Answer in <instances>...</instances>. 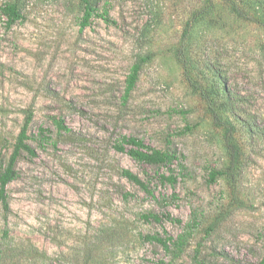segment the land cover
<instances>
[{"label": "rangeland", "instance_id": "rangeland-1", "mask_svg": "<svg viewBox=\"0 0 264 264\" xmlns=\"http://www.w3.org/2000/svg\"><path fill=\"white\" fill-rule=\"evenodd\" d=\"M90 1L117 25L94 17L81 31L83 0H0L27 17L7 28L0 11V169L29 110L37 152L22 155L7 186L0 264H197L196 256L203 264H264V8L258 0ZM232 1L250 19L238 18ZM178 48L203 88L192 87ZM145 56L123 104L130 68ZM210 66L223 70L239 104L237 116L218 110L224 126L200 93L213 84ZM41 128L49 142L38 140ZM123 136L185 156V170L171 166L176 185L160 181L168 167L117 152ZM212 171L223 173L216 182ZM194 211L199 226L180 256L144 240L176 238Z\"/></svg>", "mask_w": 264, "mask_h": 264}, {"label": "trees", "instance_id": "trees-1", "mask_svg": "<svg viewBox=\"0 0 264 264\" xmlns=\"http://www.w3.org/2000/svg\"><path fill=\"white\" fill-rule=\"evenodd\" d=\"M260 6L264 8V0H258ZM232 11L238 16V18L250 19L248 14L242 11L235 1L230 2ZM83 16L81 18L80 26L81 31L86 27L91 25V21L94 17L101 18L105 23L109 25H117V21L114 20L110 16V12L108 9H98L90 0H83ZM0 11L2 16L5 18V25L7 28H11L17 23H24L27 20V17L23 13V11L18 7V5L14 2H5L0 7ZM176 57L178 61L181 63L185 74L190 80L193 88H198V84L203 88L202 84L199 81L194 80L191 75V65L189 61L185 57V52L182 48H178L176 50ZM151 59L150 56L140 57L130 68V72L125 80V90L122 97L123 104H127L131 98L133 91L135 90L137 83L140 78V73L142 70V65ZM210 71V78L214 79L211 88L205 87V90H201V94H205L207 97V101L209 102V111L211 112L213 119L216 124L224 126V121L218 113V110H232L234 115H239L238 110L236 108V95L230 90L228 87V79L223 74V70L217 66L207 67ZM203 75V74H201ZM199 75V76H201ZM204 77V76H203ZM208 95H206V93ZM215 94L216 96L222 95L225 97V101L218 105L216 102L212 101L209 97V94ZM212 101L213 104H210ZM33 111L29 110L26 113L23 125L19 132V135L16 138V141L13 145V150L10 154V157L7 163L0 169V208H2L5 213L10 212V203L8 200L7 194V186L15 181L19 177V172L17 170V163L23 154L28 155L31 158L37 156L36 149L30 143L33 139L32 134H30V126L33 121ZM55 124L60 132H70V130L65 126L64 122L61 120L55 121ZM190 130V127H187ZM40 142H49L51 140L50 130L46 128H41L39 131V135L37 136ZM127 146H130L127 149ZM114 148L117 152L126 153L132 159L139 163L148 164L151 166H165L168 167V174H161L159 176L160 181L163 184L176 185L178 182V178L174 172V169L171 168L172 165H178V167L182 170H185V166L183 161L185 160V156H178L176 152H172L169 150H160L152 148L147 145L143 140L138 139L136 137H126L123 136L121 139L115 143ZM228 149L230 150V154L235 152V147L230 144L228 145ZM222 172L212 171L209 173V182H216L219 175H222ZM122 175L127 178L130 182H133L136 185H139L145 191L150 193L148 185L143 182L137 175L132 173L129 170H123ZM193 219L185 224L184 231L176 238L172 236H162L160 234L155 235H146L144 240L156 243L162 246L166 251L173 252L175 257L180 256L182 252L185 250V247L192 237L194 230L199 226L198 213L194 211ZM167 219H170L171 216H165ZM147 219H153L156 222H161L162 218L158 215L150 214L146 216ZM176 223L182 224L180 219L171 218ZM215 229L214 224H212L207 229V234H210ZM8 233L6 232L5 235ZM2 258V251L0 250V259ZM197 264H203L202 262H198V256L195 257ZM160 264H167L166 262H160ZM169 264V263H168Z\"/></svg>", "mask_w": 264, "mask_h": 264}]
</instances>
